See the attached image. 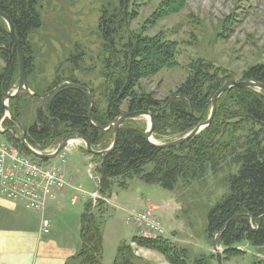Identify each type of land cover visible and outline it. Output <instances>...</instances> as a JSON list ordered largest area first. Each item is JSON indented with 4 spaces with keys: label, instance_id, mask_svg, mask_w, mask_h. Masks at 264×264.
<instances>
[{
    "label": "trees",
    "instance_id": "obj_1",
    "mask_svg": "<svg viewBox=\"0 0 264 264\" xmlns=\"http://www.w3.org/2000/svg\"><path fill=\"white\" fill-rule=\"evenodd\" d=\"M152 1L155 0H117V7L102 9L98 32L104 58L105 110L96 101L95 91L88 89L74 75L81 70L83 60L82 52L76 48V54L71 57L72 69L66 78L57 75L50 83L29 84L36 95L49 93L47 98L21 94L9 100L12 118L5 120L4 127L15 129L19 136L21 130L16 124L20 123L27 130V143L45 153L73 135L87 139L95 151L109 149L113 143V129L105 130L123 113L124 105L129 113L151 111L153 137L159 143L180 139L205 123L211 114L213 97L233 79L227 69L199 61L177 92L163 102L156 100L153 93L139 91L143 79L179 68V44L166 40L162 34L148 37L130 29L137 16L136 2ZM42 2L0 0V12L7 15L14 26L29 73L32 38L43 27ZM186 5L187 0L163 1L153 14V21L176 15ZM0 60L4 64L0 71L1 121L5 115L4 98L19 83L20 73L18 50L1 18ZM240 81L264 85V64L250 67ZM175 96L180 97L170 102ZM29 105L33 106L34 120L25 123L23 117ZM148 129L149 125L143 119L127 121L119 131L114 151L104 160L93 156L99 161L96 165L98 194L109 198L114 181L122 179L121 185L125 186L124 180L134 178L147 184H159L173 192L180 183L190 185L201 181L208 171L217 175L225 172L224 167H235L234 173L229 172L225 178L228 194L208 213L207 234L212 239L216 236L218 246L225 250V261L243 255L244 252L238 250L242 243L264 248V92L248 88L227 91L217 102L212 124L176 148L151 146L146 137ZM3 137L21 153L29 155L13 139L12 133ZM82 150L90 155L84 148ZM149 165H153V170L147 173ZM105 205L102 200L96 203L90 200L85 204L80 218V248L67 264H103L104 234L98 215L104 214ZM132 243L158 252L169 264H189L188 251L167 239L135 236ZM131 244L118 246L112 264H151L137 257ZM212 259L215 257L202 256L192 264H211Z\"/></svg>",
    "mask_w": 264,
    "mask_h": 264
},
{
    "label": "rangeland",
    "instance_id": "obj_2",
    "mask_svg": "<svg viewBox=\"0 0 264 264\" xmlns=\"http://www.w3.org/2000/svg\"><path fill=\"white\" fill-rule=\"evenodd\" d=\"M163 1L166 0L136 2L137 16L131 22L130 29L148 37L162 34L166 40L179 44V68L164 70L143 79L139 91L153 93L156 100L166 101L177 92L194 64L199 61L227 69L236 81H240L242 74L250 67L264 64V0H187L182 12L155 22L153 14ZM42 3L43 27L32 38L30 73L26 66L28 86L47 81L50 83L57 75L66 78L72 69L71 57L78 48L83 60L81 70L74 75L88 89L95 91L96 101L105 110V80L102 77L104 58L98 26L103 7H117V0H43ZM3 67L0 60V71ZM7 105L9 107V103ZM27 108L23 121L31 123L34 120L33 106ZM126 111L125 105L122 106V112ZM143 120L148 124V119ZM3 130L1 124L0 132ZM5 134L0 133V141L9 142L3 137ZM74 147L67 154L66 164H62L58 156L46 163L60 167L66 181L72 179V190L67 187L63 191L59 206L52 202L54 198L51 196L42 200L39 210H29L24 204L29 211L41 214V227L43 221H49L50 230L53 225L45 211L52 204L57 234L67 236L71 241L73 237L77 240L75 235L85 206L84 202L80 203L84 199V192L89 195L97 192L95 166L99 162L97 158L83 153V146ZM28 157L39 164L46 162L31 155ZM152 170L153 165L146 168L147 173ZM223 170L224 173L217 175L208 171L204 179L190 185L180 183L173 192L163 189L159 184H147L139 178L124 180L125 186L121 185L122 179L114 181L112 195L107 199L115 196V201L113 204L105 202L104 214L96 213L102 230L106 227L107 244L112 246L117 240L131 244L133 237L141 236L142 229L133 222L128 223L129 213L149 212L162 222L165 231L162 238L188 251L189 264L202 256H214L211 264H263L264 248L249 243L240 244L238 250L244 252L243 255L229 261L224 260L225 250L218 246L221 261L217 259L213 248V242L217 243V240L216 236L212 239L207 234V217L210 210L229 192L225 178L229 172L234 173L235 167H224ZM57 193L62 191L55 192V196ZM74 197L77 198L76 202H73ZM86 199L89 201L91 198L86 196ZM30 216L33 217V213ZM131 245L137 257L143 250L160 255L133 243Z\"/></svg>",
    "mask_w": 264,
    "mask_h": 264
},
{
    "label": "crops",
    "instance_id": "obj_3",
    "mask_svg": "<svg viewBox=\"0 0 264 264\" xmlns=\"http://www.w3.org/2000/svg\"><path fill=\"white\" fill-rule=\"evenodd\" d=\"M70 181L72 184V179ZM63 196L64 192L57 193L52 202L59 206ZM50 205L45 215L52 222L53 228L50 234L44 235L41 232V214L29 211L23 202H9L0 196V264H67L77 254L80 248V223L75 235L76 241L74 237L72 241L67 236L61 237L60 233L57 234L54 210ZM32 213L33 217L30 216ZM105 230L106 227L103 229V264H112L121 241L117 240L109 246ZM139 257L151 264H168L162 256L146 250Z\"/></svg>",
    "mask_w": 264,
    "mask_h": 264
},
{
    "label": "built area",
    "instance_id": "obj_4",
    "mask_svg": "<svg viewBox=\"0 0 264 264\" xmlns=\"http://www.w3.org/2000/svg\"><path fill=\"white\" fill-rule=\"evenodd\" d=\"M59 158L65 164L67 153ZM67 187H71L70 182L66 181L60 167L32 161L9 142L0 141V194L5 200L22 201L29 210H39L42 200L48 196L54 198L55 192L64 191ZM92 198L100 199L98 195ZM76 200L74 197L73 202ZM128 222L139 225L144 238H157L164 234L162 222L149 212L130 213ZM50 231V222L43 221L41 232L48 235Z\"/></svg>",
    "mask_w": 264,
    "mask_h": 264
},
{
    "label": "water",
    "instance_id": "obj_5",
    "mask_svg": "<svg viewBox=\"0 0 264 264\" xmlns=\"http://www.w3.org/2000/svg\"><path fill=\"white\" fill-rule=\"evenodd\" d=\"M0 18L4 20V22L7 24L8 29H9V34L11 36V38L13 39L16 48L18 50V54H19V65H20V76H19V84L16 88L15 91H13V93H11V91L9 93L6 94L5 98H4V107L6 112L8 113L9 117L12 118V114L11 111L7 105V103L9 102L10 99L18 97L21 94H26L30 97H37L39 99H43V98H47L50 94H46L45 96H39L34 94L28 86V81H27V74H26V64H25V56L22 52V47H21V43L18 39V37L16 36L15 30H14V26L11 22V20L8 18L7 15H5L4 13L0 12ZM234 88H248V89H254L257 91H261L264 92V85L259 83V82H255V81H236L234 79H230L228 80L224 86L217 92V94L213 97L211 104H212V110H211V114L209 119L205 122V123H201L199 124L193 131H191L189 134L185 135L184 137L174 140V141H170L167 143H159L157 141L154 140L153 137V132H154V118L153 115L151 113V111H140V112H133V113H129V112H125L122 113L114 122L113 124H111V126L106 129L105 131H109L111 129H113V143L111 145V147L107 150L104 151H95L89 141L87 139H85L84 137H82L81 135H73L69 138L64 139L63 141H61L58 145L57 150L53 153V154H41L40 152L36 151L35 149H33L26 141V134H27V130L25 129V127L23 125H21L20 123H17V126L20 128L22 135L20 137H18L16 135V132L12 129V130H4L3 132L0 133H8L9 131H11L13 133V138L19 142L21 144V146L26 150L27 153H29L31 156H33L34 158H37L39 160L42 161H53L60 153H62L70 144L71 142L74 141H81L84 143L85 145V149L87 150V152L90 155L93 156H98L100 158H102L103 160L106 158L107 155H109L110 153H112L117 145V141H118V136H119V131L121 129V127L130 120H140V119H148V123H149V129L146 133V137H147V142L155 147V148H159V149H170V148H176L179 146H182L183 144H185L186 142H188L189 140H191L192 138H194L195 136L199 135L201 132H203L205 129H207L213 122L215 113H216V109H217V102L219 100V98L225 94L227 91L234 89ZM55 90L52 91V93H54ZM89 94L91 95V93L89 92ZM180 96H175L173 98L170 99V102L173 101L174 99H177ZM91 120V117H90ZM92 121V120H91ZM213 248L214 251L217 255V259L220 262L221 259V253H220V249L216 243V241L213 242Z\"/></svg>",
    "mask_w": 264,
    "mask_h": 264
},
{
    "label": "bare ground",
    "instance_id": "obj_6",
    "mask_svg": "<svg viewBox=\"0 0 264 264\" xmlns=\"http://www.w3.org/2000/svg\"><path fill=\"white\" fill-rule=\"evenodd\" d=\"M10 120L11 119V117H4V119L1 121V123H0V126H1V124H3V126H4V121L5 120ZM16 128H18V129H20L18 126H17V124H16ZM4 129L5 130H7L5 127H4ZM13 128H11V129H9V130H12ZM14 131H15V129H13ZM16 132V131H15ZM8 133H12L11 131H9ZM12 135H13V133H12ZM14 139V138H13ZM15 140V139H14ZM16 141V140H15ZM17 142V141H16ZM17 143H19V142H17ZM10 144H12V143H10ZM20 144V143H19ZM13 145V144H12ZM21 145V144H20ZM14 146V145H13ZM15 147V146H14ZM16 148V147H15ZM18 151H20L18 148H16ZM152 215V214H151ZM152 216H155V215H152ZM156 217V216H155ZM157 218V217H156ZM129 223V222H128ZM165 235V231H164V234H163V236Z\"/></svg>",
    "mask_w": 264,
    "mask_h": 264
}]
</instances>
